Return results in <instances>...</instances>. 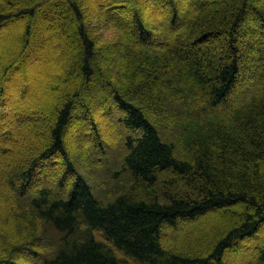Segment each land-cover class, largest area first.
I'll return each instance as SVG.
<instances>
[{
	"label": "trees",
	"instance_id": "trees-1",
	"mask_svg": "<svg viewBox=\"0 0 264 264\" xmlns=\"http://www.w3.org/2000/svg\"><path fill=\"white\" fill-rule=\"evenodd\" d=\"M8 25L0 264H227L231 247L260 240L264 0H0ZM59 28L76 54L59 57ZM60 58L63 77L51 74ZM35 60L54 78L47 102L25 82ZM21 132L29 146L5 162ZM211 214L207 229L173 231Z\"/></svg>",
	"mask_w": 264,
	"mask_h": 264
},
{
	"label": "rangeland",
	"instance_id": "rangeland-1",
	"mask_svg": "<svg viewBox=\"0 0 264 264\" xmlns=\"http://www.w3.org/2000/svg\"><path fill=\"white\" fill-rule=\"evenodd\" d=\"M13 28V25H8L6 28L1 29L0 30V35H8V33L10 32V30ZM45 30H47V26H45ZM43 33V29L40 31L38 30L37 32V36H35L34 38V48H37L38 46L40 47V41L41 38L40 36ZM57 34H59V57H64L66 55H74L77 53V51L79 50V45L77 44V42L72 38L71 36V31L70 28L64 29V28H59V30L57 31ZM38 47V48H39ZM3 50V46L2 44L0 45V52H2ZM47 51V49H44L42 51L43 55L45 52ZM12 54H16V50H11ZM63 60H61V58L58 60V65L52 67V71L51 74L58 76V77H63V67H62V63ZM42 68L40 65L39 60H35L33 62L32 65H28L25 67L26 72L28 74V77L26 78L25 82L28 83V85L32 86V89L39 95L38 99L41 101V103L43 101L47 102V94H50V89L48 88V85L51 84L50 82L54 79L53 77L49 76H45L44 73H42ZM24 71V70H23ZM22 71V72H23ZM19 72V73H22ZM18 75L20 74H14V78L16 79L18 77ZM38 80H41L42 82H37ZM45 83H48L47 86L45 85ZM64 85V84H62ZM12 88V86H11ZM47 93V94H46ZM46 94V95H45ZM19 96V103L21 104V106L24 108L25 111H30V108L28 105H26L28 103V98L25 95H21L18 94ZM15 99V98H14ZM16 100V99H15ZM17 102V100H16ZM31 103H33L34 105H38L34 99L31 97ZM45 107L44 105H38ZM44 109V108H43ZM45 111V110H44ZM27 122L32 124L34 121H38V122H43L44 120V116H42V114L40 116L37 117L36 120L32 119V118H26ZM101 123L104 127L105 132L102 134H104L105 138L107 139H113L116 143L118 140V135L114 132L113 128H110L108 123L104 122V120H101ZM111 125V124H110ZM74 131H80L81 129L75 124L73 127ZM109 131V134H107ZM72 137V136H71ZM71 139H75L74 137H72ZM16 143L20 145L21 147V151L19 153V150L16 149L15 146L11 145L9 146V150L10 153L13 154V156H8V157H4L3 160L5 162H9V161H15V155L14 153L17 152L18 154H21L24 152V150L29 146V139H25L24 138V134L21 132L20 136L18 138V140L16 141ZM73 150H75V153H80V151L78 149L73 148ZM216 217H218V214H211L208 215L206 217H203L201 220L197 221V222H185L184 224H182V226L179 229L173 230L171 229L170 232L179 235L180 237H186V234L192 229L195 228V230H203V229H207L212 223L213 221L216 219ZM172 230L174 232H172ZM192 238L195 237L194 234L191 235ZM262 246H264V227L262 228V231L260 233V240H252V239H245L243 241H241L240 243L236 244L235 246L231 247L229 253H228V263L227 264H255V257L257 254V250H259ZM256 252V254H254Z\"/></svg>",
	"mask_w": 264,
	"mask_h": 264
}]
</instances>
